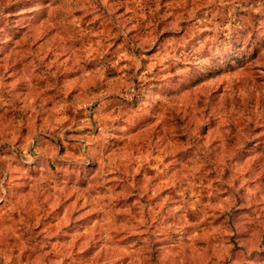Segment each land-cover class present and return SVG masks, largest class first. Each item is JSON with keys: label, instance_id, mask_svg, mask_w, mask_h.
<instances>
[{"label": "rangeland", "instance_id": "1", "mask_svg": "<svg viewBox=\"0 0 264 264\" xmlns=\"http://www.w3.org/2000/svg\"><path fill=\"white\" fill-rule=\"evenodd\" d=\"M0 264H264V0H0Z\"/></svg>", "mask_w": 264, "mask_h": 264}]
</instances>
